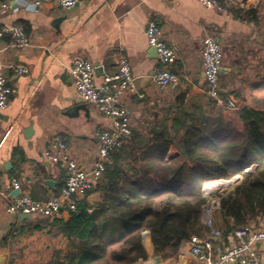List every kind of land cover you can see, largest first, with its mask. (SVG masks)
<instances>
[{
  "label": "crops",
  "instance_id": "crops-1",
  "mask_svg": "<svg viewBox=\"0 0 264 264\" xmlns=\"http://www.w3.org/2000/svg\"><path fill=\"white\" fill-rule=\"evenodd\" d=\"M222 1L233 4V0ZM239 2L230 14L208 8L199 0H80L72 9H62L53 2L34 9L10 2L0 13V27H21L31 45L15 49L10 47L13 33L0 37V57L29 68L17 75L7 71L17 92L0 110V192L15 198L12 194L18 191V196L34 199L58 194L67 171L45 156L56 136L63 138L70 157L82 167L91 169L97 161L100 132L113 125L75 88L70 66L77 55L96 65L97 81L113 73L120 58H127L137 90L146 93L144 99L133 95L128 100L132 130H141L147 127L151 111L176 104L182 94L189 108H211L201 53L205 37L212 35L223 48V96L234 100L238 109L250 106L264 110V0ZM150 20L162 28L166 42L177 51L169 65H162L157 51L148 44ZM158 67L170 70L179 81L160 89L152 81ZM167 160L181 162L174 146ZM97 197L90 195V202L94 204ZM6 204L7 197L0 194V264L78 263L76 251L60 229L49 224L54 219L43 224L40 222L45 219L35 216L12 217L5 213ZM215 219L223 231L234 224L221 211ZM37 225L42 227L35 228ZM145 241L143 238L148 258L132 264H155L150 237V245ZM214 242L216 254V238ZM259 254L264 264V251ZM160 256L162 264H201L184 242Z\"/></svg>",
  "mask_w": 264,
  "mask_h": 264
},
{
  "label": "trees",
  "instance_id": "trees-1",
  "mask_svg": "<svg viewBox=\"0 0 264 264\" xmlns=\"http://www.w3.org/2000/svg\"><path fill=\"white\" fill-rule=\"evenodd\" d=\"M210 100L211 108L192 109L182 94L176 104L151 111L147 127L133 129L111 152V162L77 211L63 209L49 223L76 251L77 264L146 260L145 232L156 255L203 235L202 182L210 176L241 175L221 199L222 215L234 223L226 233L264 217V110L236 109V125ZM171 146L180 152L178 164L167 160ZM90 195L98 196L94 204ZM145 240L150 245L148 236Z\"/></svg>",
  "mask_w": 264,
  "mask_h": 264
},
{
  "label": "built area",
  "instance_id": "built-area-1",
  "mask_svg": "<svg viewBox=\"0 0 264 264\" xmlns=\"http://www.w3.org/2000/svg\"><path fill=\"white\" fill-rule=\"evenodd\" d=\"M24 4L32 9L45 2H53L62 9L74 8L80 0H0V13L10 7V2ZM208 8L230 14L241 3L233 0V4L222 0H199ZM5 33H13L14 38L10 47L24 49L31 45L30 38L21 27L14 29L1 28L0 37ZM146 35L148 44L155 47L162 65L173 63L177 57L176 49L169 45L163 34L162 28L150 20ZM204 47L201 53L204 76L207 83L206 94L215 100L219 107L225 109H238L237 103L231 98L224 97L221 89V70L223 64L222 43L214 36L205 37ZM26 65L13 61H5L0 57V110L5 109L10 98L17 92L15 86L10 84L7 71L17 75L27 73ZM70 76L75 88L83 99L93 104L98 111L110 118L112 129H103L100 132L99 156L91 169H86L68 153V146L61 136L54 137L49 145L51 152L45 154L46 158L64 168L67 171L66 179L58 194H53L46 199H34L28 195L7 197L5 213L12 217L22 214H30L40 219H55L63 209L77 211L78 203L89 197L88 192L92 184L100 179L105 171L107 163L111 162V152L124 143V138L132 132V109L128 104L131 96L137 95L144 99L146 93L138 91L135 77L127 58L122 57L117 61L116 70L113 73L103 75L101 81H97V67L87 57L74 56L70 66ZM152 81L160 89H165L179 81V77L170 70L162 67L154 69ZM241 180V175L230 178L209 177L202 185L203 195L206 198L201 210V223L205 227L203 235L194 234L184 240L185 245L201 264H261L259 250L255 243L264 241V219L250 222L244 226L235 227L226 233L216 224L215 214L220 211V203L223 196L232 191ZM16 182V179H12ZM92 210V209H90ZM18 221V220H17ZM217 239L218 249L213 253L214 239ZM181 242V243H182Z\"/></svg>",
  "mask_w": 264,
  "mask_h": 264
},
{
  "label": "water",
  "instance_id": "water-1",
  "mask_svg": "<svg viewBox=\"0 0 264 264\" xmlns=\"http://www.w3.org/2000/svg\"><path fill=\"white\" fill-rule=\"evenodd\" d=\"M154 49L156 50L155 47H154ZM156 51H157V50H156ZM120 137H121V138H126L125 135H120ZM47 183H48V184H52L50 181H47ZM12 195H13V197H17V196H18V191L13 192ZM93 202H94V200H93ZM31 216H32V215H30V214H22V215H21L22 218H30ZM146 235H148V236L150 237V233H149V232H145V233L143 234V238H144V239L146 238ZM150 239H151V237H150ZM151 246H152V248H154L152 242H151ZM255 246H256L257 250H259V251H264V241H257V242L255 243ZM154 263H155V264H162V260H161V256H160V255H156V256L154 257ZM145 264H147V263H145ZM225 264H233V263H232V262H228V263H225Z\"/></svg>",
  "mask_w": 264,
  "mask_h": 264
},
{
  "label": "rangeland",
  "instance_id": "rangeland-1",
  "mask_svg": "<svg viewBox=\"0 0 264 264\" xmlns=\"http://www.w3.org/2000/svg\"><path fill=\"white\" fill-rule=\"evenodd\" d=\"M262 108L264 109V107H262ZM235 111L236 110H233V109H225L224 110V115L227 116V117H230L231 120H233L236 125H240V123L236 120V112ZM210 177H214V176H210ZM207 178H209V177H207ZM207 178H205L203 180L202 184L206 181Z\"/></svg>",
  "mask_w": 264,
  "mask_h": 264
},
{
  "label": "bare ground",
  "instance_id": "bare-ground-1",
  "mask_svg": "<svg viewBox=\"0 0 264 264\" xmlns=\"http://www.w3.org/2000/svg\"><path fill=\"white\" fill-rule=\"evenodd\" d=\"M237 1H241V0H237ZM150 262V261H149ZM150 264H151V262H150Z\"/></svg>",
  "mask_w": 264,
  "mask_h": 264
}]
</instances>
